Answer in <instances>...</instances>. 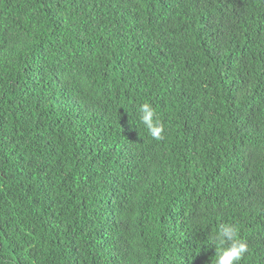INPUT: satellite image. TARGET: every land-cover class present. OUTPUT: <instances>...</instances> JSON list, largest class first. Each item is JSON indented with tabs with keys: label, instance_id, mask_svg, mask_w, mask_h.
I'll return each mask as SVG.
<instances>
[{
	"label": "trees",
	"instance_id": "obj_1",
	"mask_svg": "<svg viewBox=\"0 0 264 264\" xmlns=\"http://www.w3.org/2000/svg\"><path fill=\"white\" fill-rule=\"evenodd\" d=\"M222 223L264 264V0H0V264H212Z\"/></svg>",
	"mask_w": 264,
	"mask_h": 264
},
{
	"label": "clouds",
	"instance_id": "obj_2",
	"mask_svg": "<svg viewBox=\"0 0 264 264\" xmlns=\"http://www.w3.org/2000/svg\"><path fill=\"white\" fill-rule=\"evenodd\" d=\"M138 112L140 123L147 129L148 134L154 140H163L165 126L153 105L144 102L139 106ZM214 242L216 252L212 264H239L249 249L247 241L239 236V228L234 224H220Z\"/></svg>",
	"mask_w": 264,
	"mask_h": 264
}]
</instances>
